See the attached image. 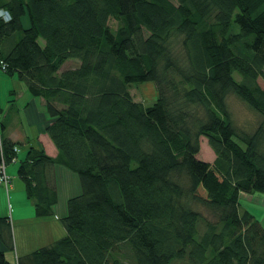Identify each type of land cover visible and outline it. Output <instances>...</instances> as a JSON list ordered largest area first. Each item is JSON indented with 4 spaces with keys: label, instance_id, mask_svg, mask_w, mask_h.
I'll list each match as a JSON object with an SVG mask.
<instances>
[{
    "label": "trees",
    "instance_id": "trees-1",
    "mask_svg": "<svg viewBox=\"0 0 264 264\" xmlns=\"http://www.w3.org/2000/svg\"><path fill=\"white\" fill-rule=\"evenodd\" d=\"M0 8L11 15L0 18V68L43 97L53 118L46 133L57 155L34 146L18 168L36 214L52 215L58 201L56 164L81 185L61 217L66 235L16 264H264V225L240 201L264 192V0ZM148 81L159 97L145 106L130 88ZM230 94L261 115L254 130L235 125ZM1 111L8 165L20 144L3 136ZM202 136L213 162L198 157ZM0 223L14 248L9 216ZM0 264H12L1 246Z\"/></svg>",
    "mask_w": 264,
    "mask_h": 264
},
{
    "label": "crops",
    "instance_id": "crops-1",
    "mask_svg": "<svg viewBox=\"0 0 264 264\" xmlns=\"http://www.w3.org/2000/svg\"><path fill=\"white\" fill-rule=\"evenodd\" d=\"M12 90L10 93L7 91L6 95L3 96V98L6 99L5 101L9 103L7 105L8 112L10 113L11 110H13L18 117L23 113L26 121V124L22 122L19 126H12L10 129L11 124H9L8 116L5 115V117L2 118L5 123L3 136L20 144L21 149L16 161L22 162L21 160L26 157V154L29 151L28 149L34 146L43 148L48 154L55 157L58 153V149H56V146L46 133V126L52 122L53 118L50 117L48 113L44 98L34 96L28 90V94H25V103L20 104L19 101L22 93L12 92ZM1 105L3 106L2 98H0V107ZM14 121L15 117L12 118V122ZM18 165H13L9 171L6 168V172L11 178L9 191H7L5 184H0V204L2 205V209H0V218L8 216L6 205H4L5 197H7L11 204L10 213L12 215V218L9 216V221L12 226V232L13 229L15 231L16 239L18 240L17 237L23 239V237L30 236L29 240L31 239L32 241L34 238L37 239L40 237L43 243L49 245L60 237L66 235V228L61 222V217L67 214L66 201L68 198L81 192L80 180L75 176L74 171L61 164H56L52 170L53 172L50 173L53 176L52 183L55 184L59 195L58 201L53 207L52 215H48V217H40L36 214L35 204L26 192V184L19 175L18 168L20 165ZM1 232L2 227L0 223V246L4 249L6 257L9 258L7 255V250L9 248L5 245L4 240L1 237ZM3 235L5 238L8 236L7 228H5ZM41 235H45V238L43 239ZM22 241L18 245L19 249H17V257L26 255L39 248L38 246L34 250H27L21 247V244L23 243ZM11 263L13 264L12 260Z\"/></svg>",
    "mask_w": 264,
    "mask_h": 264
},
{
    "label": "rangeland",
    "instance_id": "rangeland-1",
    "mask_svg": "<svg viewBox=\"0 0 264 264\" xmlns=\"http://www.w3.org/2000/svg\"><path fill=\"white\" fill-rule=\"evenodd\" d=\"M112 25H116V21L111 22ZM73 65H76V61H66L62 65V68H68L72 67ZM260 83L264 86V80L260 79ZM12 89H15V92L22 93L21 99L19 103L23 104L25 103V94H28V88L25 85V82L19 78V76L14 73H7L0 69V98H2L3 106L1 105L0 111L2 109V118L5 117V115L8 116L9 124H11L10 129L12 126H19L22 122L26 124L25 121V115L23 116V113L20 114L18 117L16 113L11 110V112H8L7 103L3 98L4 95H6V92L10 93ZM26 92V93H24ZM130 92H132L134 99L136 101H141L144 103L145 106H150V104H153L159 97V91H157L156 84L153 81L148 82H140L138 84H134L130 88ZM5 105V106H4ZM228 109H230V113L232 116V120H234L235 125H237L240 129L245 130H254V128L257 126V124L262 120L261 115L256 112L254 109L250 108V106L245 103L241 98H239L236 94H230L228 97ZM15 117V121L12 122V118ZM201 143V149L199 151L198 157L202 160H208L210 162H213L215 159V153L213 152L208 139L204 136L200 138ZM21 162L14 161L12 163H9L7 165V170L9 171L11 167L20 165ZM18 165V166H19ZM75 173V172H74ZM75 176L78 178V175L75 173ZM9 191V190H7ZM241 205L242 209H248L250 212H252L254 215L257 216V218L261 221V223L264 225V192H254L250 194L241 193ZM4 205H6L7 208V215L12 218V215L10 213L11 204L9 199L5 197ZM0 209H2V205L0 204ZM202 211L208 216L209 214L207 210H205L203 207H201ZM19 234V231H18ZM13 237V244L14 248H9L7 250V255L10 260H12L13 264H16V258H17V249H19L18 245L22 241L21 247L25 249H36L38 246L42 247L43 245H46L47 243H43L40 237L37 239L34 238V240H29V237H17L18 240L15 237V231L13 229L12 232ZM41 237L44 239L45 235H41ZM27 239V240H26ZM33 239V238H32ZM32 245V246H31ZM31 247V248H30ZM12 258V259H11Z\"/></svg>",
    "mask_w": 264,
    "mask_h": 264
},
{
    "label": "built area",
    "instance_id": "built-area-1",
    "mask_svg": "<svg viewBox=\"0 0 264 264\" xmlns=\"http://www.w3.org/2000/svg\"><path fill=\"white\" fill-rule=\"evenodd\" d=\"M0 18H3L5 21L9 20L11 18V15H10V12H8V10L4 9V8H0ZM1 62V61H0ZM2 66H4V63H2ZM20 147H16L15 148V151H20ZM16 158H14L15 160ZM6 167H7V163L2 160V164L0 165V173H1V176H0V183L1 184H5L6 186V189L9 190V187H10V181H11V178L9 176V174L6 172Z\"/></svg>",
    "mask_w": 264,
    "mask_h": 264
}]
</instances>
